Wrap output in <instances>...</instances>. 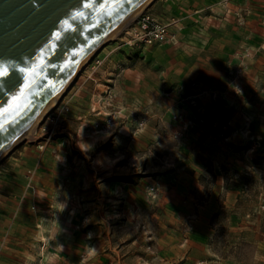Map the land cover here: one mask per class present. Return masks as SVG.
<instances>
[{"label":"rangeland","instance_id":"374dc122","mask_svg":"<svg viewBox=\"0 0 264 264\" xmlns=\"http://www.w3.org/2000/svg\"><path fill=\"white\" fill-rule=\"evenodd\" d=\"M206 14L220 62L134 20L0 159V264H264V0Z\"/></svg>","mask_w":264,"mask_h":264},{"label":"water","instance_id":"95a60500","mask_svg":"<svg viewBox=\"0 0 264 264\" xmlns=\"http://www.w3.org/2000/svg\"><path fill=\"white\" fill-rule=\"evenodd\" d=\"M146 2L0 0V157Z\"/></svg>","mask_w":264,"mask_h":264},{"label":"crops","instance_id":"0c3cea01","mask_svg":"<svg viewBox=\"0 0 264 264\" xmlns=\"http://www.w3.org/2000/svg\"><path fill=\"white\" fill-rule=\"evenodd\" d=\"M219 1L158 0L150 5L149 11L161 15L162 19L172 18L180 25L174 26L170 31L174 35L172 43L178 48L177 51H184L186 56L199 55L202 63H214L223 58L225 26L209 22L198 25L194 22L202 16L207 17L206 13ZM198 49L199 51L195 52Z\"/></svg>","mask_w":264,"mask_h":264},{"label":"built area","instance_id":"2783aa9c","mask_svg":"<svg viewBox=\"0 0 264 264\" xmlns=\"http://www.w3.org/2000/svg\"><path fill=\"white\" fill-rule=\"evenodd\" d=\"M130 34L143 43L163 44L173 38L167 24L158 22L146 10L135 19V25L130 27Z\"/></svg>","mask_w":264,"mask_h":264},{"label":"bare ground","instance_id":"6f19581e","mask_svg":"<svg viewBox=\"0 0 264 264\" xmlns=\"http://www.w3.org/2000/svg\"><path fill=\"white\" fill-rule=\"evenodd\" d=\"M153 0H148V2H146L145 5L142 6V8L136 13L134 14L132 17H130V19H128L111 37H114L116 36L123 28L124 26L126 27L127 25H130V23H132L137 17L138 15H140L142 13V10H144L148 5L149 3H151ZM145 11V10H144ZM98 49V48H97ZM95 52L92 53V55L94 54ZM91 55V56H92ZM91 56L86 60V62L84 63V65L89 61V59L91 58ZM77 74V73H76ZM75 77V76H74ZM74 78H72V81H73ZM71 81V82H72ZM70 82V83H71ZM70 85V84H69ZM66 89V88H65ZM64 89V90H65ZM63 90V91H64ZM62 91V92H63ZM62 92H60V94H58V96H56V98L50 103V105L42 112V114L30 125V127H28V129L24 132V134L17 140V142L10 148L8 149L5 154L11 150L15 145H17L19 142H21L23 139L25 138H28V137H31L35 128L37 127L38 123L41 121V119L46 115L47 111L52 108L55 103L57 102L59 96L62 94ZM5 154H3L1 157H3ZM0 157V158H1Z\"/></svg>","mask_w":264,"mask_h":264},{"label":"snow or ice","instance_id":"6c2138e0","mask_svg":"<svg viewBox=\"0 0 264 264\" xmlns=\"http://www.w3.org/2000/svg\"><path fill=\"white\" fill-rule=\"evenodd\" d=\"M65 23H67V21H65ZM21 72H24L25 70L24 69H20ZM4 75V72L3 71H0V77H2Z\"/></svg>","mask_w":264,"mask_h":264}]
</instances>
